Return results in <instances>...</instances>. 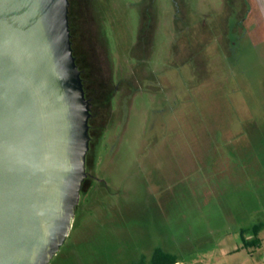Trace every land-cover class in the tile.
<instances>
[{
	"label": "rangeland",
	"instance_id": "1",
	"mask_svg": "<svg viewBox=\"0 0 264 264\" xmlns=\"http://www.w3.org/2000/svg\"><path fill=\"white\" fill-rule=\"evenodd\" d=\"M93 97L49 264H264V0H70ZM253 243L245 244V240Z\"/></svg>",
	"mask_w": 264,
	"mask_h": 264
},
{
	"label": "water",
	"instance_id": "2",
	"mask_svg": "<svg viewBox=\"0 0 264 264\" xmlns=\"http://www.w3.org/2000/svg\"><path fill=\"white\" fill-rule=\"evenodd\" d=\"M70 0H0V264H49L87 175Z\"/></svg>",
	"mask_w": 264,
	"mask_h": 264
},
{
	"label": "trees",
	"instance_id": "3",
	"mask_svg": "<svg viewBox=\"0 0 264 264\" xmlns=\"http://www.w3.org/2000/svg\"><path fill=\"white\" fill-rule=\"evenodd\" d=\"M263 227H264V221L259 222V223H256L253 226V228H252L253 234L255 236L258 235L259 230L262 229ZM257 241H258L257 238L255 240H252L251 242H248L247 240H245V244H248V243L255 244ZM143 258L139 261V264H176L179 261L177 259L176 255L171 254V253H168V252H165V251H163L160 248H157L154 251L151 259L149 260V263H145V261L143 260Z\"/></svg>",
	"mask_w": 264,
	"mask_h": 264
},
{
	"label": "flooded vegetation",
	"instance_id": "4",
	"mask_svg": "<svg viewBox=\"0 0 264 264\" xmlns=\"http://www.w3.org/2000/svg\"><path fill=\"white\" fill-rule=\"evenodd\" d=\"M70 32H71V40H72V47H73V54L74 56L76 57V62L78 60V57H79V54H77L76 52V47H75V41L74 39L76 38V33H74V29H73V25H72V22H70ZM81 74H82V70H81ZM84 82V81H83ZM84 88H85V83H84ZM85 94H86V97L90 100V112H91V115H90V118H89V135H90V141H89V149H88V152H90L91 150V142H92V133H91V129L93 127V123H92V120L94 119V113H93V107H94V102H93V97L89 94V91L87 88H85ZM88 152H87V156H86V165L88 164ZM91 176L90 174L87 173L86 177H89Z\"/></svg>",
	"mask_w": 264,
	"mask_h": 264
}]
</instances>
